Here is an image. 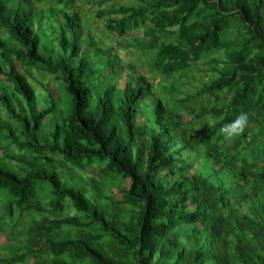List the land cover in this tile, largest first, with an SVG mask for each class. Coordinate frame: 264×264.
Wrapping results in <instances>:
<instances>
[{
    "label": "trees",
    "instance_id": "1",
    "mask_svg": "<svg viewBox=\"0 0 264 264\" xmlns=\"http://www.w3.org/2000/svg\"><path fill=\"white\" fill-rule=\"evenodd\" d=\"M137 1L0 0V133L16 149L0 155V264H264V0ZM44 2L110 4L97 12L109 37L133 36L168 78L201 63V88L154 97L74 8L48 39ZM34 71L58 93L44 86L43 101Z\"/></svg>",
    "mask_w": 264,
    "mask_h": 264
},
{
    "label": "rangeland",
    "instance_id": "2",
    "mask_svg": "<svg viewBox=\"0 0 264 264\" xmlns=\"http://www.w3.org/2000/svg\"><path fill=\"white\" fill-rule=\"evenodd\" d=\"M116 2L122 4H138L137 0H116ZM44 3H41L39 5L34 4V6H36L37 11L43 13L41 14L43 15L41 17V29L47 35L48 39L52 40L56 37L59 30L58 24L60 19H62L63 13L74 8L81 14L83 31L85 32L86 37L90 38L91 41L98 47L114 48L116 50V53L118 54V57L124 61L125 66L132 67L134 69V75L136 77H139L140 75L147 77L154 87V97H162L164 101L168 103L178 98V93H173V90H170V88H174L179 93L186 94H194L198 90V88H201V82L204 80L203 73L199 71L204 68L201 63H198L193 68V70H191L186 75H175L174 77L168 78L158 72L152 73L148 65L150 57L145 56L139 49L135 48V46L131 44V39L133 36H129L122 40H115L113 37H109L103 26V24L105 23V18H97V12H99L100 10H106L108 8V5L110 4L103 5L101 8H97L96 6L92 5L79 4L78 6L71 8L61 4L53 5L50 2ZM53 11H55L56 13L53 14ZM46 14H49L50 16H46ZM48 17L51 18L48 19ZM20 71L24 74V70L20 69ZM124 76L126 75L123 73L121 79H123ZM33 77V86L35 87L37 93L39 94V97H41L43 101L45 97L44 86H49V88L55 94L56 92L58 93V89L61 85L55 80L54 77L41 74L38 71L33 72ZM60 94L63 96L64 92L61 91ZM62 98L65 99V97ZM61 111H63L62 105L60 106V110L57 115L58 117L56 116L57 118H55L53 121H50V118L47 119L44 127V133L49 134L52 131L55 122H61ZM187 112L188 111L184 113L187 114ZM0 114L3 117V121L6 122L7 117L1 105ZM5 150L9 151V155H12L16 151L15 147L12 146L10 138H8V134L0 133V155H3ZM188 155H190V152L186 153V156ZM74 170H76V168L70 167V170L59 169L58 171L60 172L63 180L65 182H68L70 181L69 179L73 177ZM76 174L80 176V174ZM4 211V202L0 201V213H3ZM75 214V209L70 210V215ZM27 225L28 221L25 222V226ZM10 256L11 252L8 248L6 249V245H4V242L0 243V257L9 258Z\"/></svg>",
    "mask_w": 264,
    "mask_h": 264
},
{
    "label": "clouds",
    "instance_id": "3",
    "mask_svg": "<svg viewBox=\"0 0 264 264\" xmlns=\"http://www.w3.org/2000/svg\"><path fill=\"white\" fill-rule=\"evenodd\" d=\"M249 123L247 113L241 112L233 121L225 124L221 131L228 137H235L242 134Z\"/></svg>",
    "mask_w": 264,
    "mask_h": 264
}]
</instances>
